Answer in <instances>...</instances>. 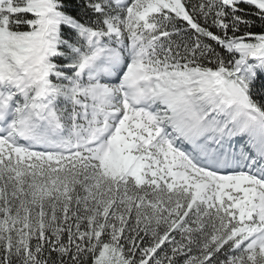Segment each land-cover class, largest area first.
Returning a JSON list of instances; mask_svg holds the SVG:
<instances>
[{"label": "snow or ice", "instance_id": "1", "mask_svg": "<svg viewBox=\"0 0 264 264\" xmlns=\"http://www.w3.org/2000/svg\"><path fill=\"white\" fill-rule=\"evenodd\" d=\"M0 264H264V0H0Z\"/></svg>", "mask_w": 264, "mask_h": 264}]
</instances>
